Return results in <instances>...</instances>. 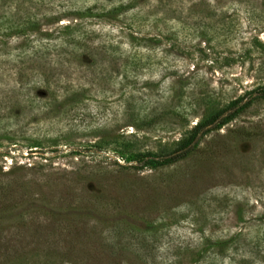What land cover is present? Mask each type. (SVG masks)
I'll use <instances>...</instances> for the list:
<instances>
[{
    "label": "rangeland",
    "instance_id": "1",
    "mask_svg": "<svg viewBox=\"0 0 264 264\" xmlns=\"http://www.w3.org/2000/svg\"><path fill=\"white\" fill-rule=\"evenodd\" d=\"M41 1L66 15L45 39L0 41V264H264V0ZM39 42L59 47L37 62ZM19 72L38 102L13 95ZM239 98L191 154L156 162Z\"/></svg>",
    "mask_w": 264,
    "mask_h": 264
},
{
    "label": "trees",
    "instance_id": "2",
    "mask_svg": "<svg viewBox=\"0 0 264 264\" xmlns=\"http://www.w3.org/2000/svg\"><path fill=\"white\" fill-rule=\"evenodd\" d=\"M37 0H17L16 1V6L11 9L9 6H11L10 1L6 0H1L0 1V41L1 37L3 36L6 40L9 39V37L12 36L14 37H24L23 39L26 38L27 41L31 42L33 38H35L36 34H41L42 39H45L43 35V31H41V27L43 25H48L51 24L52 22H57L64 16H54L52 13L51 15L48 13L42 14V11L38 8H35V3ZM44 1V0H43ZM41 1V5L43 7L44 2ZM47 4L53 3L52 0H47ZM7 5V6H5ZM4 7V8H3ZM94 7H86V9L79 11L78 13V19L82 18H89L92 17L94 19H101L104 16H107L112 13H116L118 10H121L120 8H117L116 10H106V11H100L99 13H93L92 9ZM46 8H43V10ZM48 9V8H47ZM80 26L78 24L75 25H66L63 27V30L59 32L58 36H60V44L64 46H56L57 43H42L39 42V45L37 47H42L38 49L36 46H30L25 44L28 47H33L34 51L32 52V57L37 58L36 61L38 60H44L48 54L49 51L52 50L54 51L55 48L59 47L58 50L55 51V54L59 56L62 54L60 52L61 47H68L71 46L75 48L76 46V41L74 40L72 35L79 30ZM64 32V33H62ZM67 33V34H65ZM38 39H41L40 37ZM4 42V40H3ZM21 48L20 50L17 51L16 53V61H20L22 59H26V49L27 47L24 46V44L19 47ZM75 49H72L69 51V54ZM52 54V53H50ZM25 55V56H22ZM37 62L35 64H37ZM33 72H31V75ZM16 79L13 80L12 84V93L13 95L16 96L15 91H18V95L20 97L17 98L18 101L22 100L25 101L24 97L28 100L31 101V103L38 102V99L43 98L42 93H36L34 92L33 89V81L30 78L28 80H24L22 75H20V72L18 75H15ZM36 81V85H42V81ZM38 85V86H39ZM81 88L78 89L75 87L74 89H69L66 87L65 89V95L71 94V99L70 102L73 101L74 103H78L80 100V95L83 94H89L87 91H82V86H79ZM68 89V90H67ZM258 93L260 96H264V87L260 88L255 91ZM251 98V95L248 97V99ZM247 99V100H248ZM242 98L236 99L232 103H229L228 105L224 106L220 110H217L211 117H207L205 120L197 121L191 129L188 131L189 135L186 138L184 142H182L181 146H179L176 150L171 152L170 154L163 156L159 159L156 160L158 164H168V163H173L178 160H181L191 154L197 145L199 138L201 137V134H204L206 131L211 130L213 127H215L216 123H219V126L225 123L226 121L230 120L232 117L236 116L237 114L240 113V111L247 106V103L242 104L241 103ZM23 115V114H22ZM21 113H18V115L15 117L14 121L15 124L12 123V125L17 126L19 118H23ZM143 116V115H142ZM136 122L138 121H145L144 118L139 117V113L137 112L134 117H132ZM156 117H152L149 119V122H154ZM17 124V125H16ZM135 124V122L133 123ZM22 126V125H20ZM26 127L23 125V127H18L24 128ZM13 129V128H12ZM25 129V128H24ZM26 130V129H25ZM22 132L23 134L25 133L22 129L18 130ZM210 155V154H209ZM153 161V160H152ZM27 228V227H25ZM6 241V240H5ZM5 241H1L0 239V246H3L4 251L7 250L6 247H8V243Z\"/></svg>",
    "mask_w": 264,
    "mask_h": 264
}]
</instances>
